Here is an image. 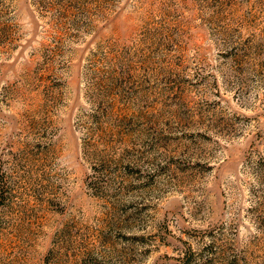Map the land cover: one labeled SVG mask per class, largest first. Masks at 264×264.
Segmentation results:
<instances>
[{
	"label": "rangeland",
	"instance_id": "374dc122",
	"mask_svg": "<svg viewBox=\"0 0 264 264\" xmlns=\"http://www.w3.org/2000/svg\"><path fill=\"white\" fill-rule=\"evenodd\" d=\"M0 264H264V0H0Z\"/></svg>",
	"mask_w": 264,
	"mask_h": 264
}]
</instances>
